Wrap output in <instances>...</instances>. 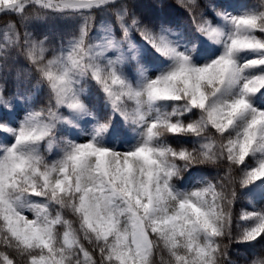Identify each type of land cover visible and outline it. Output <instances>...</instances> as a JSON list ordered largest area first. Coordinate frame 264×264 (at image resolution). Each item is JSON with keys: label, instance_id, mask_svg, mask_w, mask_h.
Wrapping results in <instances>:
<instances>
[{"label": "trees", "instance_id": "16d2710c", "mask_svg": "<svg viewBox=\"0 0 264 264\" xmlns=\"http://www.w3.org/2000/svg\"><path fill=\"white\" fill-rule=\"evenodd\" d=\"M64 3L68 0H25L18 12H0V264H131L138 259L131 241L134 215L152 243L143 264H264V200L249 206L242 198L264 165V150L253 147L256 130L264 125V106L258 107L264 103V0H113L77 10ZM225 9L233 29L211 47L199 28H213ZM176 25L190 41L184 51L176 50L170 32ZM236 27L250 29L252 45L263 48L252 64L247 60L254 51L236 43ZM84 29L119 37L130 29V37L152 36L163 51L149 46L123 68L111 58L100 80L89 76V93L80 97L89 116L63 124L59 114L67 109L52 84L70 76L69 44ZM28 39L36 43L34 52ZM235 69L237 79L252 80L260 91L250 105L233 102L241 91L239 81L229 80ZM187 78L210 100L219 86H229L232 101L216 121L208 115L209 105H192L183 93L163 98L153 115V98L167 83ZM116 86L129 91L119 101L107 94ZM37 87V97L29 98ZM19 96L33 121L20 118L11 126ZM237 114L242 121L231 123ZM41 119L53 125L38 138L33 123ZM105 126L97 134V127ZM227 141L235 146L234 156ZM117 144L126 156L123 169ZM148 148L160 162L156 180L162 193L179 203L162 214L149 209L144 193H134L148 181ZM192 177L201 183H192ZM82 179L91 188L112 186L119 194L104 231L86 218ZM31 202L44 207L40 236L23 233ZM67 231L73 246L65 242ZM83 247L90 258L82 256Z\"/></svg>", "mask_w": 264, "mask_h": 264}, {"label": "rangeland", "instance_id": "374dc122", "mask_svg": "<svg viewBox=\"0 0 264 264\" xmlns=\"http://www.w3.org/2000/svg\"><path fill=\"white\" fill-rule=\"evenodd\" d=\"M25 0H0V12H18L21 9V5ZM35 1V0H33ZM113 0H68V3H64V7L70 5L71 7L85 8L92 6H99L106 2H111ZM55 5V4H54ZM56 6V5H55ZM61 6V5H59ZM228 13L225 12L219 16V23L214 28H208L207 26H201V30L204 32L201 37L211 46H215L220 41L221 37L225 34L226 19ZM238 39L236 43L239 46H248L255 53L262 51L260 47H252L251 40L249 36L250 29L238 27ZM129 29L124 33L125 37H117L114 32L105 31H95L88 32L84 30L82 35L77 39L73 40L69 45L71 50L70 65H71V76L70 78H62L55 82L52 87L54 92L58 95L60 103L62 106L66 107L68 114H60L59 118L61 123H70L73 119L84 116L88 117V113L85 112L84 104L79 100L78 93H86L88 87L83 84L87 76H92L95 79H101L103 72L105 71L108 60L110 57L115 56V61L123 66L127 63L129 59H136L146 52V47L148 44H154L151 38L139 41L136 37H129ZM174 36L179 37L182 35V30L178 27L172 29ZM179 48L183 50L185 48V43L183 40H179ZM29 51L36 50V43L28 39L26 42ZM162 48L159 47L158 51ZM248 63H253V60L249 59ZM155 74V70L153 72ZM237 70L232 73L231 77L234 78ZM88 74V75H87ZM74 86L77 88L74 90ZM255 86L251 83H245L243 85V90L239 94L237 101L248 96L249 98L254 97L257 94V90L254 89ZM40 88L31 95L34 97ZM229 87L218 88L213 101L210 102L209 115L212 118L217 117V115L222 111V109L227 106L230 102L231 96L229 93ZM129 91L120 90V87H115L108 93L116 101L121 99V96L127 94ZM190 98L191 104L194 105H206L209 101L208 94L201 88L199 84L194 83L190 78H187L183 82L172 83L169 82L162 90V96L164 98H174L178 94H182ZM161 97L154 99V113L159 110V102ZM236 101V102H237ZM23 101L18 100V111L13 115L12 125L16 123L18 117H23ZM28 120V118H26ZM234 123L241 122V116L237 115ZM50 122L40 121L36 123L34 132L38 136H42L48 127ZM103 128H98L100 133ZM166 133V131H164ZM262 141H264V126L257 129L255 133V141L253 143L254 148L260 149L262 146ZM226 150L231 153V156L235 154L236 149L234 144L229 142H224ZM263 148V147H262ZM142 155L143 153L140 152ZM117 158L119 163V168H124L126 162V156L121 152H117ZM145 161L148 168V182L145 184L143 189L134 188V193L138 196L139 193H144L150 200V209L152 211H157L159 214L169 211L172 207H177L179 205L178 200L173 197L165 196L162 193L160 186L156 181V176L160 173V166L157 157L155 156L153 150L148 149L145 154ZM105 164H100V171H104ZM208 182L205 180V183ZM201 180L196 181V184H200ZM79 187L82 189V202L83 210L85 212L88 222L92 225L98 227H103L101 230H105L106 224L109 223V208L117 200L118 193L111 186H104L101 190L91 188L87 181L82 179L80 181ZM260 197H264V167L261 170L259 176V182L248 187L244 193V199H246L248 204H253ZM244 201V200H243ZM244 201V202H246ZM193 207L196 212L200 210V204L196 198L193 200ZM42 206L33 203L29 205L24 213V229L23 233L26 236H40L42 232V226L40 225V217L42 215ZM153 217V215H150ZM167 221L173 222V219L168 216ZM133 231H132V242L135 249H137V256L141 259L134 260L131 264H143V257L149 254L151 250V243L148 239L146 231L143 229L142 224L136 217L132 218ZM104 229V230H103ZM67 244H71L72 238L66 234ZM83 249H86L83 247ZM88 257V250L82 253Z\"/></svg>", "mask_w": 264, "mask_h": 264}]
</instances>
